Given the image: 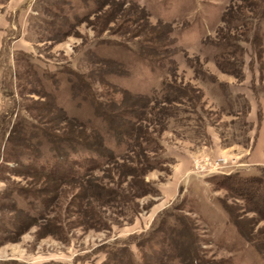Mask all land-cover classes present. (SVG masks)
I'll list each match as a JSON object with an SVG mask.
<instances>
[{
    "label": "rangeland",
    "instance_id": "obj_1",
    "mask_svg": "<svg viewBox=\"0 0 264 264\" xmlns=\"http://www.w3.org/2000/svg\"><path fill=\"white\" fill-rule=\"evenodd\" d=\"M130 92L161 97L146 157L34 171L30 127L97 121L96 98ZM205 157L221 171L196 172ZM235 175L259 179L256 202ZM263 187L264 0H0V264H264Z\"/></svg>",
    "mask_w": 264,
    "mask_h": 264
},
{
    "label": "trees",
    "instance_id": "obj_2",
    "mask_svg": "<svg viewBox=\"0 0 264 264\" xmlns=\"http://www.w3.org/2000/svg\"><path fill=\"white\" fill-rule=\"evenodd\" d=\"M134 32L140 33L141 31L136 29ZM167 33L169 34V31ZM152 35L151 40L153 42L160 41L156 34L152 33ZM219 36L225 38V41H222L224 45L221 47V52L234 55L238 50L229 32L228 35L219 33ZM222 42L219 44H222ZM107 62L112 63L107 69H114L112 65L122 64L114 60H108ZM175 86L178 87L177 90H183L181 84L177 85L176 83ZM124 93L127 94V92ZM129 95H127V101L123 98H113L107 102H100L96 98L94 112L97 113V121L81 119L76 115L68 117L65 113L64 119L69 126L68 128L64 127V130L57 134L50 132V128H46L44 125L30 127L28 131L30 134L29 139L36 138L39 141V145H36L39 155H34L31 158L32 163L30 165L34 168V171L52 176L60 181L83 179L86 177V173L122 158L125 154L122 151H117L116 148L125 145L127 146L126 149L128 148L127 150L137 152L138 156L146 157L141 140H148L145 135L147 131L145 128L152 127L155 122L154 119H149L148 114L155 113V107L161 102V97L144 92H130ZM114 140L117 142L116 145L112 143ZM150 140L152 139L150 138ZM150 146H147L144 150H149ZM137 149H140V151H137ZM104 150H108L110 154L103 153ZM224 180L225 182H233V187H230L232 190L245 198L251 196L250 200L256 202L255 197L259 196L260 187L254 185L259 179L258 181L251 178L244 179L235 175L232 177L226 176L221 182H224ZM260 198L263 207L261 218L264 219V187Z\"/></svg>",
    "mask_w": 264,
    "mask_h": 264
},
{
    "label": "built area",
    "instance_id": "obj_3",
    "mask_svg": "<svg viewBox=\"0 0 264 264\" xmlns=\"http://www.w3.org/2000/svg\"><path fill=\"white\" fill-rule=\"evenodd\" d=\"M222 162H224L223 159L215 161L209 157H205L195 162V171L203 174L213 173L215 171H221L220 169L223 168Z\"/></svg>",
    "mask_w": 264,
    "mask_h": 264
}]
</instances>
